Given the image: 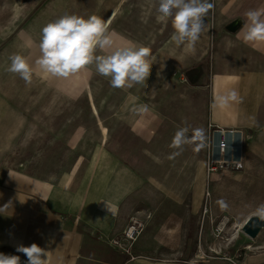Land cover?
Listing matches in <instances>:
<instances>
[{"label": "rangeland", "instance_id": "1", "mask_svg": "<svg viewBox=\"0 0 264 264\" xmlns=\"http://www.w3.org/2000/svg\"><path fill=\"white\" fill-rule=\"evenodd\" d=\"M245 1L211 0L214 7L204 18L206 31L193 50H185L172 40L170 19L156 20V0H0V94L27 120L16 161L41 174L54 173L59 180L75 157H87L97 143H103L145 180L139 210L151 213L152 219L139 240L149 252L143 256L135 249L137 255L177 262L201 248L214 257L210 250H223L240 254L245 264H264V229L251 239L241 228L248 218L261 215L258 210L264 206V105L257 131L247 134L244 169L219 175L210 186L205 172L208 145L189 129L199 100L210 99L209 83L221 42L225 57L218 62L223 66L228 63L234 71L264 69V58L235 41L239 31L227 30L234 20H243L238 9ZM64 14L110 20L115 47L136 43L147 48L152 65L146 84L113 87L94 65L69 78L53 77L36 66L43 27ZM14 54L30 58L35 69L30 83L7 70ZM191 67L202 73L200 82L183 84L174 76L175 70ZM131 94L164 117L148 143L114 116ZM179 129L186 130L185 142L175 146ZM225 217L229 223L218 236L216 228ZM191 228L194 236L189 239ZM212 261L228 264L218 258Z\"/></svg>", "mask_w": 264, "mask_h": 264}, {"label": "crops", "instance_id": "2", "mask_svg": "<svg viewBox=\"0 0 264 264\" xmlns=\"http://www.w3.org/2000/svg\"><path fill=\"white\" fill-rule=\"evenodd\" d=\"M255 9H264V0L241 2L240 30L248 22L246 13ZM240 30L235 41L264 58V43L244 42ZM221 46L222 42L220 52L224 50ZM220 52L215 55L209 83L210 99L199 100L189 125L190 132L204 142L211 124L253 134L264 105V69L234 71L228 63L223 66L218 62L225 57ZM180 71L189 74L192 81L202 79L196 67ZM230 90L237 92V99L228 106L213 107L214 99ZM130 96L114 116L127 122L131 131L148 143L164 117L152 104ZM25 120V114L0 94V251L35 243L47 253L42 257L47 264H214L194 263V256L177 262L147 257L128 261L106 238L121 233L130 217L142 212L143 176L103 143H97L89 156L75 157L59 180L54 173L41 174L14 158L24 137ZM136 245L139 254H148L142 239Z\"/></svg>", "mask_w": 264, "mask_h": 264}, {"label": "clouds", "instance_id": "3", "mask_svg": "<svg viewBox=\"0 0 264 264\" xmlns=\"http://www.w3.org/2000/svg\"><path fill=\"white\" fill-rule=\"evenodd\" d=\"M156 5V20L171 21L172 40L185 50H193L207 29L204 18L214 7L211 0H156ZM246 15L248 22L240 30L244 42L264 43V9L249 10ZM110 24V20L94 14L87 17L64 14L43 27L35 65L56 78H69L94 65L96 73L109 77L113 87L146 84L152 65L147 59L148 49L136 43L115 47V33L110 30ZM236 35L239 37V32ZM10 59L7 70L30 83L35 71L30 58L14 54ZM237 95L235 90H230L215 98L213 107L228 106ZM185 132V129L177 131L175 146L185 142ZM258 211L264 216V206ZM17 250L27 256L28 264H47V259L42 258L47 253L38 244ZM0 264H20V257L0 253Z\"/></svg>", "mask_w": 264, "mask_h": 264}, {"label": "built area", "instance_id": "4", "mask_svg": "<svg viewBox=\"0 0 264 264\" xmlns=\"http://www.w3.org/2000/svg\"><path fill=\"white\" fill-rule=\"evenodd\" d=\"M174 76L181 83H193L189 74L184 71L176 70ZM208 152L205 161V172L207 185L210 186L217 176L226 175L234 172H240L244 169L246 164V142L247 134L243 130L236 129H224L220 126L209 125ZM207 196H210V192H207ZM207 213V207L206 212ZM152 219L151 213L136 212L130 217L127 226L121 233L114 237L106 238V241L111 244L117 251L124 254L128 261H135L141 259L142 256L137 255L135 252L136 243L144 233L148 226V223ZM229 218L225 217L218 227L216 232L218 236H221L227 224ZM245 224V223H244ZM244 224L241 226L243 228ZM211 253H215L217 257L212 256L204 250L198 249L194 258L191 261L194 263H209L215 258L223 259L228 264H245L241 260V255H229L228 252L220 251L217 253L214 250H210ZM18 256V255H15ZM22 264H28V258L20 256Z\"/></svg>", "mask_w": 264, "mask_h": 264}, {"label": "water", "instance_id": "5", "mask_svg": "<svg viewBox=\"0 0 264 264\" xmlns=\"http://www.w3.org/2000/svg\"><path fill=\"white\" fill-rule=\"evenodd\" d=\"M242 26V20L237 19L227 26V30L231 33H237ZM264 229V216L254 215L248 218L242 228V231L251 239H256Z\"/></svg>", "mask_w": 264, "mask_h": 264}, {"label": "trees", "instance_id": "6", "mask_svg": "<svg viewBox=\"0 0 264 264\" xmlns=\"http://www.w3.org/2000/svg\"><path fill=\"white\" fill-rule=\"evenodd\" d=\"M193 236H194V230H193V228H191V230H190V232L188 234V238L191 239ZM190 247L191 246L189 245V243H187L186 250H189ZM0 253H4L6 255H18V256H22V257L27 258V256L23 252L18 251V250L9 249V248L1 249ZM189 257H190V255L187 252V253L184 254V259H182V260L186 261V260H188Z\"/></svg>", "mask_w": 264, "mask_h": 264}, {"label": "bare ground", "instance_id": "7", "mask_svg": "<svg viewBox=\"0 0 264 264\" xmlns=\"http://www.w3.org/2000/svg\"><path fill=\"white\" fill-rule=\"evenodd\" d=\"M253 247L251 245L247 246V249L251 250Z\"/></svg>", "mask_w": 264, "mask_h": 264}]
</instances>
